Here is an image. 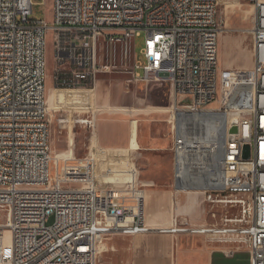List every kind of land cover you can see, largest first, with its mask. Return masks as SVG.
<instances>
[{
	"label": "built area",
	"instance_id": "1",
	"mask_svg": "<svg viewBox=\"0 0 264 264\" xmlns=\"http://www.w3.org/2000/svg\"><path fill=\"white\" fill-rule=\"evenodd\" d=\"M248 1L254 62L223 69L214 34L224 26L220 0H54L51 26L31 19L34 0H0V264H98L103 236L154 230L201 235L225 245L229 257L246 249L250 264H264V0ZM49 29L55 87L86 90L116 68L114 45L128 56L132 40L145 32V63L132 54L127 82L171 87L175 185L202 190L208 202L236 205L238 212L221 224L174 217L169 227L153 228L145 221L143 187L100 186L95 155H54ZM217 93L226 95V108L215 109ZM193 113L204 115L205 124H195Z\"/></svg>",
	"mask_w": 264,
	"mask_h": 264
},
{
	"label": "rangeland",
	"instance_id": "2",
	"mask_svg": "<svg viewBox=\"0 0 264 264\" xmlns=\"http://www.w3.org/2000/svg\"><path fill=\"white\" fill-rule=\"evenodd\" d=\"M54 0H34L32 7L31 19L45 20L49 26L54 23ZM220 17L225 27V38L218 35V63L223 69L238 67L252 59L254 62L253 50H248L251 46V36L244 34L238 30L252 24L254 10L252 4L248 0H220L219 7ZM227 35H233L232 40ZM145 32L135 37L131 42L132 53L128 56L123 54L121 44L114 45L112 63L116 66L110 72H102L98 75L96 94V104L102 109V113L98 114V118L111 109L131 108L134 105L142 110L139 113L141 135L145 139L146 145H152V137L163 127L161 119L163 113L157 110L145 109V105L153 108H167L171 104L172 95L171 87L168 83L151 82L149 87L144 85L136 86L133 82H127L130 77L128 68L133 63L132 54L135 53V60L141 64L145 63V58L141 54V50L145 45ZM47 42V76H46V98L50 119V136L51 148L54 155H71L75 158H86L92 155L97 156L98 169L110 168L107 165L109 154L97 149L102 146L98 139L95 145L94 133L102 135L111 143L122 144L127 136L128 128L125 125V119L138 113H132L125 109L119 110L111 117V120L101 121L100 118L96 123L94 112L91 106H66L71 100L72 92L70 89H58L55 87V65L52 59V46L54 42V32L49 29L46 33ZM101 51H99V55ZM107 62V60H106ZM252 66V65H251ZM142 72V69H140ZM94 89V88H92ZM63 99V103L59 104L56 93ZM142 100V101H140ZM67 101V102H66ZM109 102H113L110 106ZM219 102H215L217 106ZM69 105V102H68ZM127 117V118H126ZM77 119L80 121L76 122ZM171 147V145H170ZM171 151L160 150L158 153L147 150L134 149L131 151L132 162L137 169L136 183L126 182H107L99 184L100 186L109 185L112 187H130L140 186L145 180L155 179L156 183L166 184L169 182L168 171L172 165L169 157ZM159 166L161 170L156 173L154 166ZM105 174H109L105 172ZM75 186V185H72ZM215 209V224H221L225 215H234L238 212L236 205H218ZM9 232H6L8 237ZM200 243V242H199ZM211 243V242H210ZM213 244V243H211ZM220 258V257H219ZM230 261L223 258L219 264H248L250 261L249 253L246 249L239 250L234 256L230 257Z\"/></svg>",
	"mask_w": 264,
	"mask_h": 264
},
{
	"label": "crops",
	"instance_id": "3",
	"mask_svg": "<svg viewBox=\"0 0 264 264\" xmlns=\"http://www.w3.org/2000/svg\"><path fill=\"white\" fill-rule=\"evenodd\" d=\"M250 27L246 26L238 31L252 38V35L247 31ZM224 32L225 27L220 35L223 39L226 35ZM227 36L228 39L232 40L233 35ZM248 50H250V52L253 50V39ZM251 65L252 59L238 67L227 69H247L250 68ZM140 85H144V87L147 88L150 83L148 85L141 83ZM136 86H139V84ZM91 92V90H86L84 95L78 98L72 97L71 100L68 101L69 105L66 101V106H95L96 111L94 115L96 123L99 118L101 121L111 120V117L119 110L125 109L121 106H117L119 108L111 109V111L102 114L98 118V114L102 113V109L95 102L96 94L93 98L90 97ZM56 96L59 104H62L63 99L59 96L58 91ZM83 96L86 98H83ZM172 103L173 97L170 106L167 108H153L145 105L146 110H157L163 113L161 119L163 127L158 128V131L151 138L152 145H146L145 139L141 135L140 118L138 115L142 109L136 105L125 109L126 111L138 114L128 118L126 117L125 125L128 128V132L122 144L111 143L103 138L102 135L98 134L97 136L95 132L93 139L95 145H97L96 142L98 139L102 147L97 149L110 155L107 165L111 168H97L95 177L100 184H105L107 182L136 183L137 169L132 162L131 151L134 149H141L158 153L160 150L165 151L170 149L171 153L169 157L172 161V165L168 171L169 182L166 184H159L153 179L151 181L145 180L140 184V186L145 189L146 193V223L153 228H165L171 225L174 217H177L178 220L187 221L195 226L215 224L216 213L214 211L220 204L208 202L205 192L202 190L182 189L175 185L174 157L170 147V145L172 146V133L168 122ZM107 104L110 106L114 105L113 102ZM61 159L63 160L61 156L57 158L58 161ZM153 169L156 173L161 170V168L156 165ZM105 172L109 174H104ZM211 243L201 235H177L161 233L156 230L136 235L110 234L103 236L97 244V260L98 264H219L222 258L228 262L232 259L224 253L226 248L225 245ZM248 264H250V261Z\"/></svg>",
	"mask_w": 264,
	"mask_h": 264
},
{
	"label": "bare ground",
	"instance_id": "4",
	"mask_svg": "<svg viewBox=\"0 0 264 264\" xmlns=\"http://www.w3.org/2000/svg\"><path fill=\"white\" fill-rule=\"evenodd\" d=\"M224 30V26H216L214 27V34H216V37L220 35ZM59 88H56L58 90ZM73 93L72 97L73 98H78L81 95L85 94L86 89H71L69 88ZM61 90V89H60ZM95 90L96 89H91V94L90 97L93 98L95 95ZM83 98H86L83 96ZM219 102L217 106H215V109H224L226 108V95L224 93H217V95H212V102ZM91 111L95 113L96 107L92 106ZM193 121L195 124H205V117L204 115H201V113H193ZM210 134L206 135L207 139H211ZM186 174H193V167H186Z\"/></svg>",
	"mask_w": 264,
	"mask_h": 264
},
{
	"label": "water",
	"instance_id": "5",
	"mask_svg": "<svg viewBox=\"0 0 264 264\" xmlns=\"http://www.w3.org/2000/svg\"><path fill=\"white\" fill-rule=\"evenodd\" d=\"M236 121L234 120L233 121V123H235ZM230 132L231 133H235V132H237V126L236 125H233L232 127H231V129H230ZM229 139L232 141L233 139H234V136L233 135H231L230 137H229ZM245 157H249V146L248 145H246V147H245Z\"/></svg>",
	"mask_w": 264,
	"mask_h": 264
}]
</instances>
